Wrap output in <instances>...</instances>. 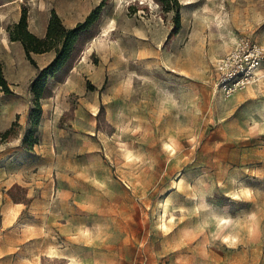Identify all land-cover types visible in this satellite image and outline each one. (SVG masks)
I'll use <instances>...</instances> for the list:
<instances>
[{"label": "rangeland", "instance_id": "374dc122", "mask_svg": "<svg viewBox=\"0 0 264 264\" xmlns=\"http://www.w3.org/2000/svg\"><path fill=\"white\" fill-rule=\"evenodd\" d=\"M177 2L0 0V264H264V0ZM99 7L35 125L8 30Z\"/></svg>", "mask_w": 264, "mask_h": 264}, {"label": "trees", "instance_id": "16d2710c", "mask_svg": "<svg viewBox=\"0 0 264 264\" xmlns=\"http://www.w3.org/2000/svg\"><path fill=\"white\" fill-rule=\"evenodd\" d=\"M163 7L169 8L170 4L178 7L177 0H157ZM100 17V7L94 10L83 23L77 24L73 28L66 27L55 11L52 12L48 23L46 34L43 38L34 35L28 29V11L24 9L20 20L11 29L9 35L11 41L20 42L23 45L28 60L35 65L34 54H45L54 52V58L43 69H41L31 85V92L34 96V108L31 111V119L37 125L41 118L40 101L51 96L50 81L56 80L67 70H71L75 62V56L79 49L80 37ZM181 29L180 11L177 9L175 17V27L172 36H176ZM0 87L6 94L11 93L9 84L4 74L0 61ZM14 133V128L5 132L2 136L10 138Z\"/></svg>", "mask_w": 264, "mask_h": 264}, {"label": "built area", "instance_id": "2783aa9c", "mask_svg": "<svg viewBox=\"0 0 264 264\" xmlns=\"http://www.w3.org/2000/svg\"><path fill=\"white\" fill-rule=\"evenodd\" d=\"M255 54L252 53V55H250V57H248V59L251 60L252 63L257 62V55H255ZM226 85L227 86H226L225 91L228 92V95H231L232 93L237 91L239 88H241L244 85V83H243L242 78H238V81L231 83V85L230 84H226Z\"/></svg>", "mask_w": 264, "mask_h": 264}, {"label": "bare ground", "instance_id": "6f19581e", "mask_svg": "<svg viewBox=\"0 0 264 264\" xmlns=\"http://www.w3.org/2000/svg\"><path fill=\"white\" fill-rule=\"evenodd\" d=\"M164 147H166V146H164ZM167 149H169V150H171V151L174 150L173 147H172V145H169V144L167 145ZM127 150H128V148H127ZM127 153H128V152H127ZM132 155H133V154H132ZM132 155H131L130 153H128V155L126 156L127 159H128V161L132 158ZM179 186L181 187V184H179ZM167 204H170V203L168 202ZM18 205H19V204H18ZM11 211H14V210L11 209L10 212H11ZM13 213H14V212H13ZM16 213H17V212H16ZM16 213H15V214H16ZM10 215H11V214H10ZM10 215H9V216H10ZM12 215H13V214H12ZM7 216H8V215H7ZM9 216H8V217H9ZM10 217H11V216H10ZM10 217H9V218H10ZM11 218H12V217H11ZM170 223H172V224L174 223L173 219L170 221ZM223 223H225V222H223ZM163 226L165 227V230H168V229H169V226H168L166 223L163 224ZM229 241H230V239H229ZM37 259H38V262H39V258H37Z\"/></svg>", "mask_w": 264, "mask_h": 264}, {"label": "crops", "instance_id": "0c3cea01", "mask_svg": "<svg viewBox=\"0 0 264 264\" xmlns=\"http://www.w3.org/2000/svg\"><path fill=\"white\" fill-rule=\"evenodd\" d=\"M4 6H6V4Z\"/></svg>", "mask_w": 264, "mask_h": 264}]
</instances>
